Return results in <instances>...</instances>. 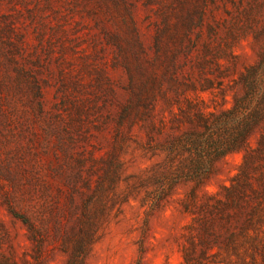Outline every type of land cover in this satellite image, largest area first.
<instances>
[{
	"label": "rangeland",
	"instance_id": "rangeland-1",
	"mask_svg": "<svg viewBox=\"0 0 264 264\" xmlns=\"http://www.w3.org/2000/svg\"><path fill=\"white\" fill-rule=\"evenodd\" d=\"M262 61L264 0H0V264H264L263 157L159 186Z\"/></svg>",
	"mask_w": 264,
	"mask_h": 264
},
{
	"label": "trees",
	"instance_id": "trees-1",
	"mask_svg": "<svg viewBox=\"0 0 264 264\" xmlns=\"http://www.w3.org/2000/svg\"><path fill=\"white\" fill-rule=\"evenodd\" d=\"M240 82L243 94L233 96L230 107L218 112L196 108L193 117L187 116L191 130L170 138L164 147L166 158L177 160L181 168L160 183L161 191L164 184L171 188L176 179L199 185L211 173L214 161L226 155L243 152L242 165L264 158V61L241 73ZM158 201L156 198L153 205Z\"/></svg>",
	"mask_w": 264,
	"mask_h": 264
}]
</instances>
